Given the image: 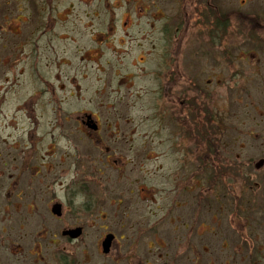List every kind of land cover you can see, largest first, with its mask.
<instances>
[{
    "label": "flooded vegetation",
    "instance_id": "1",
    "mask_svg": "<svg viewBox=\"0 0 264 264\" xmlns=\"http://www.w3.org/2000/svg\"><path fill=\"white\" fill-rule=\"evenodd\" d=\"M3 1L0 11L2 87L8 89L6 84L10 83L7 94L14 95L16 87L24 85L21 79H36V82H41V91L33 94V97L36 94L38 97L35 98V104L38 108L41 103L45 104L46 109L54 111L56 124L64 125L66 133L62 136L100 142L91 147L90 151L96 150L107 155L103 159L92 161L87 155L89 150L80 147L79 143L85 142L77 140L75 148H70V154H75L76 158L67 170L65 181L55 180L54 183H51L52 178L42 181L44 174L41 172L45 166L42 159L37 161L33 146L25 145L22 157H11L9 165L5 158L1 159L0 179L8 176L11 184L6 185L5 194L0 191V264H216L219 261L218 254L224 256L225 264H233L234 261V264H238L237 252L243 253V264H264V245L261 244L260 248L254 246L251 242L252 232L245 234L240 240L242 234L238 235L233 230L234 214L242 215L245 210L257 208L264 220V166L257 168L254 175L248 174L247 163L240 162L239 153L234 156L236 164L233 165L228 163L227 151L222 153L217 149L221 146V137L225 135V124L228 121L235 127L232 123L238 117L224 116L223 106H219L222 91L217 85L212 90L201 86L196 89L188 88L191 92L197 90V95L189 94L190 91L186 88L177 94L173 93V86L181 78H185L178 65L182 43L186 45L184 48H195L198 54V57L190 58L192 64H198L196 60L202 55L218 56L214 48L219 46L217 37L222 38V41L242 38L248 43L253 42L255 45L246 49L247 54L263 52L264 8L249 12V6L254 0H240L237 10H241L242 17L233 31V9H230L229 0H114L106 5L110 13L106 17H100L102 8H98L97 0ZM91 1L94 7L89 12L87 4ZM224 3L226 6H223ZM246 5L247 9L244 8ZM117 10L122 12L121 15L116 14ZM136 31L141 36L138 33L137 36L134 35ZM155 34H160L161 37L159 42L154 43ZM172 37L174 41L170 42ZM185 37L187 42L184 41ZM130 43H134L133 46ZM204 47L209 48L206 50L209 55L204 52ZM171 49H176L174 58L171 56ZM105 54L114 58L113 61L107 59L105 64H99ZM92 61H97L98 64L88 65ZM76 62H81L79 67L83 66L82 70L71 66ZM157 62L163 67L160 72L155 70ZM262 62L259 67L255 65L256 60H253L254 67L249 71L253 73L261 70L264 79ZM151 63L156 67H151ZM138 64H142L143 68H138ZM70 69L74 70L72 78L75 81L69 78ZM136 70L139 71V76L136 75ZM63 74L68 77L64 78ZM79 75L84 80L101 81L95 88L96 97L81 101V97L76 99V102L86 105L84 108H80V104L75 102L73 105L66 104L68 95L64 99L58 98L59 95L56 97L58 90L55 91L51 81L46 80L48 76H53L60 83L61 80L75 82L74 87L78 91L79 87L76 86H79ZM148 77L150 81L159 82V88L149 98L153 101L155 114L144 117V112L148 111L146 105L150 106V103L138 104L139 94L133 95L128 91L137 82L142 79L146 81ZM107 78L111 79L109 84ZM187 79L190 77L187 76ZM56 88L66 87L57 85ZM49 89L54 96H47ZM69 91L70 97L74 96L73 88ZM140 91V95H143ZM24 95L25 93L20 96ZM161 97L170 98L167 108L162 109ZM29 98H22L13 107L15 112L21 114L11 118L12 126L34 124L31 111H36L37 108L33 104H26ZM137 105L142 111L138 119L135 117L139 110L135 108ZM187 108H193L203 118L199 138L209 143L208 150L203 153L207 156L203 159L199 156V159L193 160L184 155L173 158V163L167 168L173 170L172 174H183L188 169L191 170L188 184L179 182L176 187H183L182 201L175 198L166 205L157 206V209L164 211L160 216H157L158 213L154 214L156 219L153 221L137 220L133 217V206H121L122 198L116 201L113 171L122 172L129 161H124L122 155L112 160L111 145H105L102 139L103 121L109 122H106L105 131L110 135L125 133L124 129L128 130L127 133L136 134L140 130V124L146 125L152 120L157 121L155 126L160 125L158 130L162 131L165 128L162 117L169 112L167 116L175 121L177 129L178 125L181 128V137L177 134L178 138L172 139L176 143L181 139L184 141L195 138L191 135L192 130L187 129V124L194 120L193 113H188ZM103 109L107 111L102 112ZM183 110L185 114L181 113ZM65 123H72V126H66ZM122 124L131 126L125 127ZM231 126L227 127L234 129ZM150 129L147 128V131H151ZM30 140H33V135ZM118 140L117 137L116 142ZM160 143L164 141L161 140ZM128 144V147H133L132 142ZM120 145L123 147L124 144ZM212 153L215 154L214 159L222 153L220 165L212 160ZM209 157L211 161L208 160ZM175 163L179 164L176 168ZM9 166L16 174L8 175L5 168ZM37 166L40 167L39 172ZM108 166L110 175L105 174ZM164 166L165 164L160 169ZM178 174L177 181L178 178L181 180ZM204 174L207 175L209 186L215 187L213 195L208 192L197 195L194 193L196 186H202L200 176ZM216 178H227L222 183V188H216L220 182ZM55 183L60 184L61 195L50 188ZM233 183L240 191L237 196H232ZM13 184L19 190L16 194ZM141 189L145 190V187L141 186L139 191ZM254 189L257 193L247 194L248 191L254 192ZM165 190L166 188L162 190L164 197L168 192V189ZM184 192L193 197L191 201L185 202ZM153 194L154 192L151 193L152 196ZM46 195H49V202L52 203L50 213L46 210V202L43 204L42 197ZM209 201L218 202V210L212 211L210 207L213 204ZM202 203L205 204L204 208ZM56 205L59 212L55 213L53 208ZM174 207L180 208V216L173 219L170 212ZM38 209L43 213L36 214ZM203 212L212 214V222L203 220ZM187 213L191 214L190 219L185 217ZM175 220L182 222L184 228L175 224ZM206 224L211 229L205 231ZM185 230L186 234L179 236L174 242L177 234L172 233ZM217 242L220 247L212 249L210 245Z\"/></svg>",
    "mask_w": 264,
    "mask_h": 264
},
{
    "label": "rangeland",
    "instance_id": "2",
    "mask_svg": "<svg viewBox=\"0 0 264 264\" xmlns=\"http://www.w3.org/2000/svg\"><path fill=\"white\" fill-rule=\"evenodd\" d=\"M111 1L114 0H97L98 8L101 9V16L100 17H106L109 16L110 13L106 9L107 3H111ZM230 1V9L232 11V17H231V27L232 30L235 31L238 24L240 23V19L242 17L241 10L239 9L238 4L240 0H229ZM228 3V2H226ZM226 3H224L223 6H226ZM4 1L0 0V11L1 8H3ZM88 5V11L94 7L93 1L87 4ZM249 5V4H248ZM248 5H246L244 8H248ZM250 10L249 12H256L260 11L262 8H264V0H254V3H251L249 6ZM79 9V6L77 7ZM243 9V7H242ZM122 12L117 10L116 14L121 15ZM90 17V16H89ZM101 22V21H99ZM142 29H144L143 26H141ZM137 31L134 35L137 36ZM140 35V33H138ZM141 36V35H140ZM175 36V34H174ZM173 36V37H174ZM160 34H155L154 37V43L160 41ZM172 37V40L170 42H173L174 39ZM129 40L131 38H128ZM219 46H215V50L218 53V56H200L199 59L196 60V62L199 64H192L190 63L191 57L195 56L198 57V54L196 53L195 48H184L186 45L182 43L181 53L178 55L180 56L179 60V68L181 71V74L185 77L184 79H180L176 85L173 87V93H179L180 90L186 88V90H189L188 88L196 89L198 87H203L205 89L209 88L212 90L216 85L218 88L222 91V100L221 105L223 106V111L225 112V117L227 118H233L234 116L238 117L236 120L234 118V122L232 125L235 127H232L229 122L227 121V125L225 124L226 131L225 135L222 138V141L220 142L221 146L217 149H220L222 153L224 151H227L228 153V163L236 164L234 156L239 153L241 163H247L246 170L248 174H255V168L252 164L257 162V160L264 158V79H262V72L259 70L258 72L251 73L249 69L253 68V60H256L257 66L261 67L260 62L261 60H264V51L257 52V54H247L246 49L249 48V46L255 45L253 42L248 43L244 41L242 38L239 39H230V40H223L222 38H218ZM185 42H187V38L184 39ZM132 46L134 43H130ZM173 46V45H172ZM208 51V47H204ZM176 51V49H171V56L174 58L173 53ZM179 51V49L177 50ZM203 52V54H205ZM110 54V52H106ZM108 54H105L103 56V60L100 61L99 64H105L108 60L113 61L114 58L109 56ZM177 55V54H176ZM209 55V53H207ZM153 57V56H152ZM74 60H78L77 58H73ZM190 60V61H189ZM115 62V60H114ZM114 62H111L114 64ZM186 62V63H185ZM155 63V62H154ZM264 63V62H262ZM97 61H92V63L88 64L91 66L97 65ZM253 65V66H252ZM71 66H76V70H82L79 67L81 66V62H76L71 64ZM69 66V67H71ZM145 66V65H144ZM149 66V65H147ZM146 66V67H147ZM151 67H156L155 70L160 72L163 67L159 66L158 62L156 63V66L153 65V63L150 64ZM0 67H3L0 65ZM66 67V66H65ZM138 68H143L142 64H138ZM150 69V68H148ZM191 69V70H190ZM71 70V74L69 78H72L73 76V69ZM68 72V70H66ZM65 71V72H66ZM137 71V70H136ZM66 72V73H67ZM259 73V74H257ZM139 74V71H137V76ZM187 76L190 77V79H187ZM63 77H68L67 75L63 74ZM78 83L76 87H79L76 91L75 89V82L69 83L67 81H62L61 83L59 81H56V78L53 76H48L46 80L48 82L51 81V84L55 86V91L58 90L59 93H56V97L58 95L63 98L68 95L66 104L71 105L72 103L80 104V102H76V99L78 97L80 98V101L84 98L92 99L96 93L95 88L98 87L101 84V81L96 80H84L81 79V76H78ZM180 77V76H179ZM196 77V78H194ZM26 79V78H24ZM23 80L24 85H20L17 88V92L12 95L11 93H8L10 83L7 88H3L2 84H0V101L2 106L0 105V163L1 159L5 158L7 165L11 162V157L21 158L22 157V150L26 148L25 145L33 146L35 151V157L38 159H42L43 170L42 174H44L42 181L46 180L49 181L51 178V183H54L55 180L57 181H65L67 170L70 167V165H73V162L76 158V155H71L70 148H75V144L78 141L85 142L84 144L79 143L80 147L87 148L89 150L88 152V158L92 161H97L98 159H103L106 157V153H101L100 151L91 150V147L96 146L97 144H100V142L91 141L89 139L83 138L80 139L79 137H65L62 136L63 133H66L64 131V125L60 126V124H56L54 121V111L50 109L45 108V104H40V107L38 108L36 106L35 100L38 99L37 94L36 97H33L34 92L41 91V82H36V79H29V80ZM63 79V78H61ZM108 84H109V78ZM139 79V78H138ZM20 80V81H21ZM66 80V79H65ZM140 80V79H139ZM229 80V81H228ZM72 81L73 80L72 78ZM2 83V82H1ZM65 86L66 88L57 89L56 86ZM159 82L150 81L149 77L145 80H141L137 82V85L133 87L131 90H127L122 88V90H127L128 92L134 93L133 95L139 94L140 100L138 101V104H147L146 109L148 111L144 112L146 115H152L155 114V109L153 105V101L149 98H152V95L157 92V88H159ZM232 86V88H231ZM73 88L74 96L70 97V91ZM20 89H23L21 91ZM107 90L108 88L105 87ZM14 90V89H13ZM68 90V91H67ZM141 90V91H140ZM139 91L141 93H144L143 95H140ZM189 94L197 95L198 91L194 90L191 92L189 90ZM22 92V93H21ZM154 92V94H153ZM188 92V91H187ZM24 97H21V94H24ZM49 93V94H47ZM47 94L48 97L51 96L52 92L50 89ZM127 92H124L126 94ZM31 94V96H30ZM53 95V94H52ZM20 96V97H19ZM54 96V95H53ZM29 98L26 104L30 105L33 104L36 106V111L32 109L33 114V120L34 124L25 125V126H12L11 118L15 117L17 113L14 111L13 107L15 105H18L17 103L21 101L22 98ZM96 97V96H95ZM36 98V99H35ZM148 99V100H147ZM162 109L167 108L170 98H162ZM147 100V101H146ZM174 101V99H173ZM75 102V103H74ZM224 102V104H222ZM65 104V105H66ZM72 104V105H73ZM211 104V102L209 103ZM80 108L86 107V105H79ZM138 108V105L135 107ZM188 113H193L194 120L187 124V129L191 131V135L194 136L192 140H184L183 139L177 141L174 143L172 140L174 137L177 139L180 133V125L179 130L176 127L175 121L171 120L169 118L168 113L163 115L162 119L165 122L164 130L159 131L160 125H157L156 120H152L148 122L146 125L140 124V130L138 129V133L130 134L127 133L128 130H125V133H118L117 135H110L108 134L106 130V122L109 124V122L106 120L103 121V143L105 145H111V154H112V160L118 159L119 155H122V158L129 163L126 165L124 170L121 172L120 170H114V186H115V196L116 201L120 198L123 199V202L121 206L124 207H134L135 213L133 214V217H135L137 220H146V221H153V219H156L154 217V214H157V216H160L164 210L157 209V206H163L167 203H170L173 201V199L178 198L182 201L183 199V187H178V183L181 182L184 185L188 184L190 179L191 170L188 169L187 173L184 172L183 174H178L181 176L178 178V181L176 179L177 174H172L173 170L167 169L168 166L173 163L175 157H182L184 155L187 159H199V156L206 157V154H203L206 150H208L209 143L204 141L203 139H200L201 137V131L202 129L198 128L197 126L199 124H202L203 118H201V114L194 110L193 108L189 110ZM102 112L107 111L106 109L101 110ZM142 113V111L139 109L136 111L135 117L136 119L139 118V115ZM178 113V112H177ZM182 114H185V110L181 111ZM187 113V114H188ZM186 114V115H187ZM194 114L196 116H194ZM185 116V115H184ZM31 119V120H32ZM121 122H124L121 120ZM10 123V127L8 124ZM66 126H72V123H65ZM125 126V125H121ZM127 126H131V124H127ZM125 126V127H127ZM231 126L234 129H231ZM151 128V131H147V128ZM156 127V128H155ZM59 128V129H58ZM155 128V129H154ZM159 131V132H155ZM196 130V132H194ZM105 132V133H104ZM26 135V136H25ZM31 135H33V140H30ZM56 137V139H54ZM117 137L119 140L116 142ZM179 137H181L179 135ZM187 138V136L185 137ZM161 140L164 141V143H160ZM146 141V143L144 142ZM133 144V147H128L129 144ZM31 143V144H29ZM120 144H124L123 147ZM146 145V146H145ZM213 149L215 146L214 140L212 141ZM89 146V147H88ZM222 153L218 154L216 158L214 159V153H212V160H215L216 162L221 164V158ZM211 157L208 158L209 161ZM250 160H254V163L250 164ZM198 162V161H197ZM18 163V161H17ZM114 163V162H112ZM165 164L164 167L160 169V167ZM179 166V164L175 163V167ZM264 166V165H262ZM11 167H7L5 169L8 170V175L11 173L16 174V171H12L10 169ZM38 172L40 171V167H36ZM110 167L105 169V174L110 175ZM264 171V170H263ZM45 177V179H44ZM202 186H196L194 193L200 194L202 192H208L209 194L213 195L215 192V187H210L209 183L207 182V175L204 174L200 176ZM219 180L220 182L216 185V188H222V183L227 180L222 178H216V181ZM200 182V181H199ZM8 183V184H7ZM11 184V179H8V176L5 179H0V191L5 194L6 192V185ZM144 186L145 190L139 191L140 187ZM209 186V187H208ZM53 190H56L57 195H61V188L59 183H55L51 185ZM163 188L168 189L167 195L164 197L162 194ZM13 190L14 194L18 193L19 190L14 186L13 184ZM165 190V191H166ZM255 190V189H254ZM154 192L153 196L151 193ZM236 192V193H234ZM239 188L235 186V184H232V196L234 194L237 196L239 194ZM185 193V202L188 200L191 201L193 197H191L188 193ZM193 193V194H194ZM257 193L256 190L254 192H247V194H255ZM43 194V192H42ZM150 198H149V197ZM44 199V203L46 202V210L50 213V206L51 202H49V195H46L45 197H42ZM199 199V198H196ZM202 200H204V195H202ZM213 205L210 207L212 211L218 210V202L209 201ZM0 203L2 201L0 200ZM42 204V205H43ZM45 206V205H44ZM113 206V205H112ZM205 204L202 203V208H204ZM207 207H209L207 205ZM47 211V214H48ZM206 212V211H205ZM203 212V214L205 213ZM43 211L41 209H38L36 214H42ZM180 208H173L170 212L171 217L174 219L176 217H179ZM183 214V212H182ZM188 215V216H186ZM185 217L187 219H190V213H187ZM182 217V216H181ZM212 214L210 212H207L203 216V220H210L212 222ZM263 215L258 211L257 208L249 209L248 211L245 210L242 215L237 216L234 214V225L233 230L236 234L239 235L242 234L243 239L245 234L252 232L253 238H251V242L256 246V248H260L263 244L264 245V223H263ZM49 222V221H48ZM175 224L181 225V228L183 227L182 222H178L175 220ZM232 228V227H231ZM211 229L210 226L206 224L204 226V230ZM217 232V230H215ZM173 235L177 234L176 239L177 241L181 235L186 234L185 231H175V233H172ZM260 245V246H259ZM212 249L217 246L220 247L219 242L217 244L210 245ZM242 252L239 254L237 252V259L238 264H243L242 260ZM9 255V254H8ZM231 255L235 258L233 253ZM245 255V254H244ZM219 256V261H217L216 264H225L224 256ZM6 259V258H5ZM235 260V259H234ZM6 260H3L5 262ZM235 263V261H234ZM233 263V264H234Z\"/></svg>",
    "mask_w": 264,
    "mask_h": 264
},
{
    "label": "water",
    "instance_id": "3",
    "mask_svg": "<svg viewBox=\"0 0 264 264\" xmlns=\"http://www.w3.org/2000/svg\"><path fill=\"white\" fill-rule=\"evenodd\" d=\"M261 163H263V161H261ZM54 212H59L58 206L56 205V207L53 208Z\"/></svg>",
    "mask_w": 264,
    "mask_h": 264
},
{
    "label": "trees",
    "instance_id": "4",
    "mask_svg": "<svg viewBox=\"0 0 264 264\" xmlns=\"http://www.w3.org/2000/svg\"><path fill=\"white\" fill-rule=\"evenodd\" d=\"M201 126H202V124H199L197 127L200 128V129H202Z\"/></svg>",
    "mask_w": 264,
    "mask_h": 264
}]
</instances>
